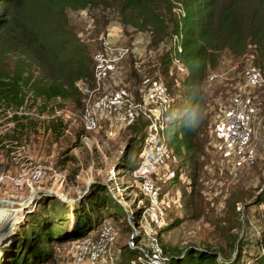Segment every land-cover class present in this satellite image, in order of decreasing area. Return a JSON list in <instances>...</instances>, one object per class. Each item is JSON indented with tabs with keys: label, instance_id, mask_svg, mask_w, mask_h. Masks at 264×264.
Listing matches in <instances>:
<instances>
[{
	"label": "rangeland",
	"instance_id": "obj_1",
	"mask_svg": "<svg viewBox=\"0 0 264 264\" xmlns=\"http://www.w3.org/2000/svg\"><path fill=\"white\" fill-rule=\"evenodd\" d=\"M95 13L69 10L68 24L87 46L90 56L99 49V37L104 34L114 48L128 49L107 81L97 87L87 78L83 84L78 83L77 97L56 99L44 112L39 111L38 102L27 101L16 112L27 117L19 120L23 127L13 126L10 113H0V257L1 249L42 198L78 201L94 181L108 184L119 196V204L113 200L118 204L116 215L120 218H114L108 206L100 209L96 226L109 224L116 231L110 246L115 264H130L140 248H149L144 224L149 225L147 231L156 237L166 260L167 255L193 245L220 251L219 256L228 259L238 257L239 264H253L251 258L263 251L264 59L256 55L252 46L237 56L226 50L220 52L216 66L208 70L200 87L205 96L199 132L202 149L188 154L180 148L177 153L165 134L168 155L151 174L158 194L150 201L132 175L147 117L142 111L125 120L102 116L94 130L84 131L81 88L84 84L93 88L91 98L125 90L135 102L143 104L144 112L163 122L165 133L168 119L178 114L181 93L187 92L181 84L187 69L170 51L171 39L152 45L148 32L122 26L114 18L101 26V20L95 22ZM251 73L256 74V81L248 79ZM145 78L148 80L143 83ZM157 89L168 96L164 112L150 98ZM231 107L242 110V147L253 154L252 162L239 159L219 125ZM54 118L64 123L59 136L47 129L48 121ZM35 167L41 168L42 175L35 182H27L25 176ZM131 212L128 221L127 214ZM96 229L88 234L95 236ZM73 240L52 244L51 257L40 264H71L69 246Z\"/></svg>",
	"mask_w": 264,
	"mask_h": 264
},
{
	"label": "trees",
	"instance_id": "obj_2",
	"mask_svg": "<svg viewBox=\"0 0 264 264\" xmlns=\"http://www.w3.org/2000/svg\"><path fill=\"white\" fill-rule=\"evenodd\" d=\"M181 4L183 15L177 17L170 0H0V113H10L13 126L23 127L19 120L27 117L16 112L27 101L38 102L44 112L56 99L77 97L74 83L90 78L91 56L68 24L67 12L90 10L97 12L95 22L101 20V26L114 18L122 26L148 32L152 45L178 36L180 50L172 42L169 49L187 69L181 82L187 92L181 93L178 114L168 119L165 134L177 153L180 148L188 154L199 152L205 100L200 87L222 50L237 56L252 46L264 59V0H181ZM63 128L59 118L47 123L56 136ZM110 196L105 184L93 181L78 201L42 198L1 249L0 264L48 260L52 244L96 229L100 209L110 206L114 218H120L118 204ZM262 247L260 255L251 258L253 264H264V231ZM219 254L189 245L167 255L164 264H239L238 257Z\"/></svg>",
	"mask_w": 264,
	"mask_h": 264
},
{
	"label": "built area",
	"instance_id": "obj_3",
	"mask_svg": "<svg viewBox=\"0 0 264 264\" xmlns=\"http://www.w3.org/2000/svg\"><path fill=\"white\" fill-rule=\"evenodd\" d=\"M173 4L172 11L177 17L183 15V8L181 0H170ZM178 36L171 37V41L175 44L177 51L180 47L177 43ZM99 49L91 54V76L90 78L98 87L103 84L110 77L115 70L117 63L125 56L128 49L126 47L114 48L108 42L107 35L104 34L99 37ZM89 78V79H90ZM87 78H80L75 81L74 85L77 87L78 83H82ZM248 79L256 81L257 76L254 73L248 75ZM147 78L143 83L147 82ZM96 87V89H97ZM93 90V88H91ZM90 90L85 84L81 88V93L84 95L85 102L81 112V127L84 131H91L97 127L98 119L100 117L112 118L118 120H125L131 118L137 111H142L148 119L145 128V135L143 144L138 152V159L136 167L132 171L133 177L137 178L140 189L148 196L150 201L157 197V190L155 188L152 173L164 163L168 153L164 145L165 133L164 124L161 120L150 117L149 114L143 111V104L135 102L133 98L123 89H116L111 92H105L101 95L92 96ZM150 93L148 94V96ZM151 100H155L159 105L160 112H164L168 106V96L161 89H157L150 95ZM227 141L235 146L239 159L252 162L253 154L247 150L244 151L242 144L245 138V122L243 119L242 110L237 107H231L224 112L219 120ZM230 145V146H232ZM42 175V170L39 167L33 168L28 175L25 176L27 182H35ZM107 191L112 198L119 204V196L115 195L112 187L105 183ZM118 196V197H117ZM132 213H128V221L132 218ZM154 221H157L156 213L154 212ZM148 224L143 225V232L149 240V248L140 251L135 256V260H130V264H164L166 257L162 256L161 248L157 242L156 237L152 236L147 231ZM116 231L109 224H103L96 229L95 236L89 234L74 239L69 246V253L71 264H115L113 262L112 254L110 253V246L115 239Z\"/></svg>",
	"mask_w": 264,
	"mask_h": 264
}]
</instances>
